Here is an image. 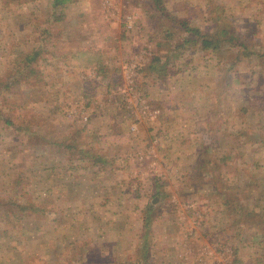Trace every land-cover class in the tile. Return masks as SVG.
<instances>
[{"label":"rangeland","instance_id":"rangeland-1","mask_svg":"<svg viewBox=\"0 0 264 264\" xmlns=\"http://www.w3.org/2000/svg\"><path fill=\"white\" fill-rule=\"evenodd\" d=\"M53 1L0 0V79L41 48L34 63L40 81L0 97V198L38 210L0 209V264L83 263L89 250L98 264H136L144 242L149 264H165L167 236L175 262L264 264V0H164L163 14L148 0H68L55 9ZM174 19L211 35L230 30L247 50L228 42L218 53L181 49L185 33ZM81 46L101 52L104 78L84 63L69 68L64 55ZM157 53L171 62L170 73L148 68ZM180 63L197 70L173 99L180 118H202L194 128L189 121L193 137L185 144L200 154L183 159L197 175L183 161L174 171L165 157L161 94L149 88L171 84L160 78L180 73ZM130 81L137 91L126 101L116 88ZM116 134L134 144L116 154ZM80 149L91 158L78 161ZM214 182L228 188L232 208L220 210L225 198L212 192Z\"/></svg>","mask_w":264,"mask_h":264},{"label":"trees","instance_id":"trees-1","mask_svg":"<svg viewBox=\"0 0 264 264\" xmlns=\"http://www.w3.org/2000/svg\"><path fill=\"white\" fill-rule=\"evenodd\" d=\"M148 2L151 4L153 10L157 13L163 14L164 13V0H148ZM64 3V0H54L53 1V8L57 7L58 5H62ZM57 13L54 11L51 14V18L53 19L54 22H57L60 20L59 17H55ZM60 16V15H58ZM173 24L178 26L185 34L183 36V42L179 46L181 49H185L183 45H188V47H196L199 51L201 52H212V53H218L220 51L221 44L223 43H232V46L236 47L239 46L245 50H247V47L240 42V39L233 34L230 30L227 29H221L217 32L214 33V35H211L210 33H203L198 29H194L189 27V24L184 21V20H172ZM50 33V31L44 30V33ZM123 35V34H122ZM170 35L168 36V38ZM190 45V46H189ZM186 47V46H185ZM41 52V48H37L35 51H32L28 54H24L23 57L21 58V65L19 66L18 70L16 71L15 74L8 75L6 77H3L0 79V97L8 94V93H13V87L18 86L21 84H26L32 82L31 79L35 82L40 81V76H38V71L34 67V63L36 62V59L38 58L39 54ZM66 61L69 64L71 68L76 67V63H84L83 67L84 68H90L94 71H96V74L102 75L103 78L106 75L107 72V67L104 64V61L102 60V55L101 52L98 50H93V49H77L74 52H67L65 55ZM191 60V59H190ZM168 62H165L163 64V67L160 66V59L158 57L152 58L151 61L148 64V68L155 72L156 75L163 74L166 72L165 66L167 65ZM187 64V63H186ZM185 66L182 67L181 63L178 65L180 71L183 72V70L186 68ZM229 71V70H228ZM245 78V80H247ZM246 82V81H245ZM2 117L3 115L0 114ZM5 124L11 126L12 122L9 119L5 120ZM264 141V138L261 139V142ZM47 144H52L51 142H45ZM264 143V142H263ZM67 148H69L67 146ZM79 158L78 161L83 162L87 158H91L89 156V152L86 150H79ZM95 159V158H94ZM155 181V180H154ZM214 194L224 197L225 200L222 201L220 198V210L222 211V208L225 206L228 207H233L232 203V198L229 197L227 194V189L228 188H217L215 182H214ZM226 193V194H225ZM225 194V195H224ZM224 195V196H223ZM227 197V198H226ZM5 200L3 198H0V209L1 208H6L9 206H13L14 208L18 209L19 211H30V212H38L37 207L28 204L24 205L21 204L20 202L16 201L14 198L11 200L9 203H5ZM222 201V202H221ZM154 203L150 202V204L147 206L146 210L147 213L150 214L151 211H153V205ZM223 207H222V206ZM240 207V206H239ZM242 208V207H241ZM5 209V210H6ZM255 215V214H254ZM257 216V215H256ZM247 217H251V214H247ZM144 221V227L145 229H149V218L146 217ZM149 232H146L145 234L147 235ZM139 258L136 262L140 264H149V245L147 242H144L141 244L139 247ZM86 260V264H98L97 261H99L98 256L96 253H91L87 252L85 256L83 257ZM84 260V261H85ZM81 262V260L77 261H72L71 264H84ZM70 264V263H69ZM100 264V263H99Z\"/></svg>","mask_w":264,"mask_h":264},{"label":"crops","instance_id":"crops-1","mask_svg":"<svg viewBox=\"0 0 264 264\" xmlns=\"http://www.w3.org/2000/svg\"><path fill=\"white\" fill-rule=\"evenodd\" d=\"M64 1H68V0H64ZM149 34H150V32H149ZM167 35L169 36V34H167ZM168 36H166V37L168 38ZM150 40H151V38H150ZM135 44H136L135 40H130L129 41V45H130L132 50L134 49ZM161 46H162V44H160V43H158L156 45L157 49L159 47H161ZM183 47L186 48L185 45H183ZM86 48H87L86 46H81L78 49H86ZM68 52H74V50L73 51H68ZM157 56H159L158 53H157ZM158 58L160 59V66H162V67H163V64H165V62H168L167 65L165 66V70H166L165 73H170L171 72L170 69L172 67V66H170L171 62H169L166 59L161 58L160 56ZM66 62H68V61H66ZM173 63L174 62L172 61V64ZM69 68H70V66H69ZM181 72L180 73L172 72V76H169V75L167 76L166 75L167 77L165 76V77L160 78V79H163L164 82L173 80V82L171 84L167 85V86H165L162 83H156L155 85L152 84V85L149 86V88L153 89V93L161 94V98L157 100L159 103H162V105H163L162 106L163 109L161 111L162 112V117H161L162 120L159 123L160 124L159 130L165 136V137L164 136L163 137L167 140V141H165L166 144L163 145L164 152H165L164 155L170 162L173 163L172 167H174V168H172V169L174 171H177V169H181L180 168V164L183 161V159L191 161L192 158H194V157L198 158V156L200 154L198 152L192 153V152L186 151L185 144H186V141L188 139H191V137H193V130H190L191 133L188 132V134L186 132V129L188 130V128H189V121L192 119V123H191L192 126L191 127L194 128V126L198 125V122H200V120H202V118H200V117L198 118L196 116H193V117L191 116V118H186V117L182 116V118H180V115H181L180 105L178 104L177 99H176V101L173 100L174 97H175L174 94L177 93L178 91H181V90H179V89H181L179 87L182 84V81L184 80V81H187V82L191 83L192 80L189 79L187 77V75H190V77L194 80L196 78L197 70H196L195 67H192V66L189 67L187 65L186 68L183 70V72L182 73ZM207 89H209V86L207 87ZM166 101L168 103H166ZM80 131H82V130H80ZM205 134H207V133H205ZM207 141H209V139H207ZM52 143H54V142H52ZM110 143L113 144L114 147L116 148L115 153L117 154V152H120L121 149H124L126 146L130 147V145H132V143L134 144V141L132 143L130 142L131 144H128L121 137V135L119 136L118 134H116L114 140H111ZM201 144L202 145L200 147H202L203 151L204 152H208L209 143L208 142H205V143L202 142ZM212 148H214V146ZM212 151H213V149H212ZM118 156L116 155L115 158H117ZM195 159H193V160H195ZM189 161L188 162L186 161L187 162V166L186 165L182 166L183 169H189V170L197 169L196 171H198L197 167L195 168L194 166L191 165L192 162L189 164ZM186 162L183 161V163H186ZM198 166L200 167V170H201V168L203 167V160H201V159L199 160V165ZM196 171L194 170L195 173L193 172V174L197 175L199 173V171L198 172H196ZM169 174L170 173L168 172L167 175H169ZM181 174L185 175L186 173L182 171ZM185 176H187V175H185ZM154 180L155 179H153V183L151 184L150 188H151V190L156 191L158 185L155 182L156 180L155 181ZM177 189L179 191L183 192V189L180 188L179 186H177ZM193 190H195L197 192L198 191V187L197 188L193 187ZM211 190H212V192H214V185H213V188ZM164 191H166V190L164 189ZM160 193H162L161 190H160ZM156 195H158V194H156ZM199 199H197L198 202L205 203V202H203L204 199H200V200ZM207 201L210 203L209 200H207ZM198 202H194L193 205H196ZM153 205H155V203ZM190 206H192V204ZM190 206L188 205V207H190ZM154 207L155 206H153V208ZM182 219L183 218H180L181 223H182ZM176 224H180V223L178 221H176ZM143 226H144V224H143ZM149 230H150V226H149V229L144 231V234L146 232H149ZM163 241L165 242V248H164V250L162 252V260L165 262V264H183L179 260H177L178 262H175L176 257L173 255V252H172V256L170 254V249L173 246V241L170 240L168 238V236L165 237L163 239ZM178 244H180V243H178Z\"/></svg>","mask_w":264,"mask_h":264},{"label":"built area","instance_id":"built-area-1","mask_svg":"<svg viewBox=\"0 0 264 264\" xmlns=\"http://www.w3.org/2000/svg\"><path fill=\"white\" fill-rule=\"evenodd\" d=\"M135 68H136V64L134 66H130V69H134L135 70ZM96 79L99 80V77H96ZM136 88H137L136 85L135 84L133 85V83H131V81H130L129 84L127 85V87L124 90H121L122 87L121 88H116V90H117V93H120L123 96V99L125 98L124 100L127 101L130 98V96H135L136 91H137ZM119 91H121V92H119ZM138 100L140 102V105L145 107V105H146L145 99L140 96L138 98ZM151 115H152L153 118H157L160 115V113L157 112V111H154V112L152 111V112L149 113V116H151ZM130 130H131L132 133H136L137 132L136 131L137 130L136 123H135V126H131Z\"/></svg>","mask_w":264,"mask_h":264}]
</instances>
